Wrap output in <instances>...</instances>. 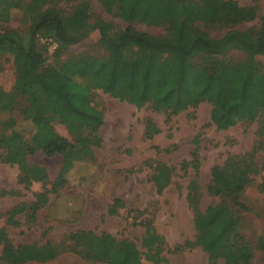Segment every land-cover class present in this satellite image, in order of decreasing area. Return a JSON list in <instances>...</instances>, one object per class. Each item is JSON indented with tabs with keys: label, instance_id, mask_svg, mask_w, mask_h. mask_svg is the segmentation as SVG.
I'll use <instances>...</instances> for the list:
<instances>
[{
	"label": "trees",
	"instance_id": "trees-1",
	"mask_svg": "<svg viewBox=\"0 0 264 264\" xmlns=\"http://www.w3.org/2000/svg\"><path fill=\"white\" fill-rule=\"evenodd\" d=\"M94 1L115 18L147 21L162 27L164 33L153 35L130 24L117 28L92 15L91 0H0V58L11 61L14 68L10 90L0 87V163L17 166L18 183L24 187L35 182L44 186L46 169L29 163L28 156L41 152L48 158L61 157L50 189L35 195L34 201H20L7 212V223L19 225L17 217L23 216L25 224L33 226L48 195L65 188L75 165L94 159L103 125V112L92 105L94 90L136 109L147 106L162 112L167 122L207 103L217 130L257 123L255 142L246 153L228 155L222 165L213 166L206 185L199 181L197 147L191 159L180 162L179 171L193 172L185 196L193 215V240L168 247L150 217L138 223L143 229L142 250L133 240L105 232L77 230L65 241L42 245H14L4 234L0 235V264L46 263L64 253L97 264H158L163 252L178 254L195 247L205 252L207 264H255L257 254L264 264V237L251 242L243 217L249 210L244 193L264 172V162L256 161L264 149V68L258 61L264 58L261 0L249 5L237 0ZM69 4L67 11L63 5ZM16 12L28 22L26 38L1 26ZM254 21L257 28H240ZM210 30L226 32L215 38ZM94 31L104 55H69L57 66L46 63L47 46L41 40L56 44L55 62L69 46ZM233 51L243 58H228ZM56 123L65 127L70 140L55 130ZM159 133L156 124L145 119L144 139L152 140ZM143 166L150 170L155 193L161 195L171 185L175 169L157 160H146ZM256 187L264 190V177ZM19 193L3 189L0 198ZM204 197L211 199L205 207L201 205ZM123 206L120 198H113L108 214H116Z\"/></svg>",
	"mask_w": 264,
	"mask_h": 264
},
{
	"label": "rangeland",
	"instance_id": "rangeland-1",
	"mask_svg": "<svg viewBox=\"0 0 264 264\" xmlns=\"http://www.w3.org/2000/svg\"><path fill=\"white\" fill-rule=\"evenodd\" d=\"M237 1L241 5H249L253 0ZM260 4L264 10L263 0ZM70 6L63 5L67 11L71 9ZM90 12L117 28L130 24L139 31L153 35L164 33L162 27L150 25L147 21L115 18L94 0H91ZM258 25V21H254L245 23L240 28H257ZM1 26L17 30L23 37L27 35L28 22L19 12L13 14L11 19ZM225 32L226 30H213L210 33L212 37L220 38ZM98 40V32H92L79 43L69 46L55 62V49L47 47L44 54L46 63L57 66L69 55L102 56L105 52ZM44 41L41 40L40 43L44 45ZM227 57L240 60L243 55L233 51ZM258 61L264 68V58L259 57ZM13 82L14 68L11 61L5 57L0 58V87L8 91ZM92 105L103 112V125L99 130L101 146L94 149L92 161L75 165L67 178L65 188L48 195L49 201L46 207L38 212L37 221L33 226L26 225L23 216L17 217L19 225L7 223V212L20 201H34L35 195L44 189H50L59 171L61 157L56 155L48 158L41 152L28 156L29 163L46 169L48 182L44 186L35 182L29 187H24L18 183L17 166L0 163V190L20 192L17 196L0 198V235H7L14 245H42L46 242L65 241L69 233L77 230L92 231L94 234L105 232L117 239L133 240L139 250H142L140 238L143 229L138 223L141 219L150 217L157 233L164 238L168 247L172 248L185 240H193V215L185 199L186 188L193 172L189 170L184 174L179 171L180 162L183 159H191L197 147L201 162L199 181L206 185L210 181L213 166L222 165L228 155L244 154L253 147L258 124L217 130L211 123V107L207 103L187 109L167 122L162 112L153 111L147 106L136 109L132 104L101 90L92 92ZM145 119H150L160 130L152 140L143 137ZM23 128H26V125H23ZM54 128L61 136L71 139L64 126L56 123ZM154 146L157 149H154ZM146 160L161 161L175 169L171 185L161 195L155 193L149 180L150 170L143 166ZM256 161L260 164L264 162V149L257 154ZM263 177L264 172L256 177V184L244 193L249 208L243 214L247 222L245 234L253 243L259 237H264V190L256 187ZM115 197L120 198L124 206L118 209L116 214L110 215L108 208ZM210 202L209 197H204L201 205L205 207ZM138 211L143 214L139 215ZM259 260L260 256L257 254L255 264H261ZM26 264L97 263L86 262L73 253H64L46 263ZM158 264H207V255L199 247L178 254L163 252L162 260Z\"/></svg>",
	"mask_w": 264,
	"mask_h": 264
},
{
	"label": "built area",
	"instance_id": "built-area-1",
	"mask_svg": "<svg viewBox=\"0 0 264 264\" xmlns=\"http://www.w3.org/2000/svg\"><path fill=\"white\" fill-rule=\"evenodd\" d=\"M44 43L47 45V47L51 50H54L56 48V44L51 40L47 39L44 41Z\"/></svg>",
	"mask_w": 264,
	"mask_h": 264
}]
</instances>
